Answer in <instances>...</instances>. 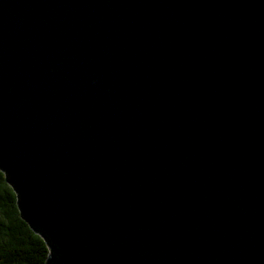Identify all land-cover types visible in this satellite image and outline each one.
<instances>
[{
  "label": "water",
  "instance_id": "obj_1",
  "mask_svg": "<svg viewBox=\"0 0 264 264\" xmlns=\"http://www.w3.org/2000/svg\"><path fill=\"white\" fill-rule=\"evenodd\" d=\"M0 171L47 264H264V0H0Z\"/></svg>",
  "mask_w": 264,
  "mask_h": 264
},
{
  "label": "trees",
  "instance_id": "obj_2",
  "mask_svg": "<svg viewBox=\"0 0 264 264\" xmlns=\"http://www.w3.org/2000/svg\"><path fill=\"white\" fill-rule=\"evenodd\" d=\"M49 248L22 218L17 196L0 171V264H47Z\"/></svg>",
  "mask_w": 264,
  "mask_h": 264
}]
</instances>
